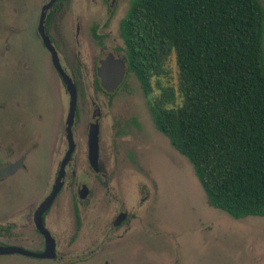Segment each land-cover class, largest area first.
<instances>
[{
	"label": "flooded vegetation",
	"instance_id": "obj_1",
	"mask_svg": "<svg viewBox=\"0 0 264 264\" xmlns=\"http://www.w3.org/2000/svg\"><path fill=\"white\" fill-rule=\"evenodd\" d=\"M7 2L6 24L0 26V171L18 167L0 175V182L24 179L35 169L43 182L35 197L18 180L19 205L0 218V247L27 254L0 255V262L91 263L96 254L154 237L155 153L161 150L171 162L182 158L155 123V79L144 89L129 65L122 24L132 0ZM30 38L47 57L44 66L34 58ZM104 67L109 87L123 69L113 88L102 85ZM43 83L51 100L47 133L46 116L35 104V87ZM44 233L54 243L50 260L38 258L46 249Z\"/></svg>",
	"mask_w": 264,
	"mask_h": 264
},
{
	"label": "trees",
	"instance_id": "obj_2",
	"mask_svg": "<svg viewBox=\"0 0 264 264\" xmlns=\"http://www.w3.org/2000/svg\"><path fill=\"white\" fill-rule=\"evenodd\" d=\"M129 65L156 79L155 123L192 165L210 205L264 217V9L258 0H132ZM173 59L174 85L169 76Z\"/></svg>",
	"mask_w": 264,
	"mask_h": 264
},
{
	"label": "rangeland",
	"instance_id": "obj_3",
	"mask_svg": "<svg viewBox=\"0 0 264 264\" xmlns=\"http://www.w3.org/2000/svg\"><path fill=\"white\" fill-rule=\"evenodd\" d=\"M258 1L264 8V0ZM7 5V0H0V26L6 24ZM4 37L5 33L2 38ZM25 38L27 39V36ZM28 42L35 53L34 58L40 60L43 66L45 62L47 64V57L36 43L31 38ZM2 72L3 70L0 71V75L3 78L5 73ZM176 78L177 70L174 60L171 59L169 76L158 81L164 85H174ZM156 81L153 80L154 99L158 94ZM35 92L37 95L35 104L40 105L46 116L42 126L43 133H47L50 124V121H47L49 118L47 112L51 100L46 84H37ZM1 101L0 97V103ZM159 135L165 138L161 133ZM175 152L178 153L176 150ZM180 156L182 159L175 158L174 162L168 161L161 150L154 156L153 176L157 188L153 216L154 228L159 232H154L152 238H142L139 244L136 241L127 245L128 247L122 244V248L117 249L115 253L96 254L94 256L97 257L91 258L97 260L89 263V259H85L82 261L85 262L83 264H104L106 260L109 264H264V217L234 219L225 212L213 208L197 180L192 165L187 158ZM40 175V169H35L24 179L18 178L17 175L9 181L0 182V212L4 211L0 213V218L6 215L10 206L19 205L21 190L17 187H20V181L24 192L38 196L43 182ZM26 197L24 195V198ZM137 245H140L139 251ZM76 254L84 255L78 251ZM70 260L64 259L62 263H72ZM23 261V264H57L35 260ZM8 263V260L0 262ZM18 263L21 262L14 261V264Z\"/></svg>",
	"mask_w": 264,
	"mask_h": 264
},
{
	"label": "water",
	"instance_id": "obj_4",
	"mask_svg": "<svg viewBox=\"0 0 264 264\" xmlns=\"http://www.w3.org/2000/svg\"><path fill=\"white\" fill-rule=\"evenodd\" d=\"M43 39H44V43L45 45L47 46V49L51 52L52 54V61L55 65V67L60 71V67H59V64H58V59L56 57V54L53 50V48L51 47V45L49 44L47 38L43 35ZM99 75H100V78L102 80V85L106 88H113L114 86H116L117 84L120 83L121 79H122V76H123V69L120 70L119 72V75L116 77V79L113 81V83L111 84V87H109V77L107 75V72H106V68H102L99 72ZM64 77V76H63ZM68 89L71 91V95H72V103H73V95H74V91H73V88L68 84ZM17 164L16 165H9L7 166L6 168L2 169L0 171V175L1 176H6V175H10L14 172V170L17 168ZM47 205H48V202H46L45 204H43L39 211L37 212V214L40 216L43 211L47 208ZM41 231H43L41 229ZM45 234V233H44ZM46 236V249L45 251L38 255V258L40 259H53L55 257V253H54V243H53V240L50 238V236L48 234H45ZM11 253H21V254H27L19 249H14V248H11V247H6V246H3V247H0V255H8V254H11Z\"/></svg>",
	"mask_w": 264,
	"mask_h": 264
}]
</instances>
